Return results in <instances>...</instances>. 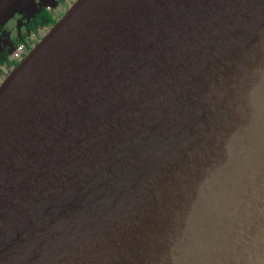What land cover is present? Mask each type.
Wrapping results in <instances>:
<instances>
[{
	"label": "water",
	"instance_id": "obj_1",
	"mask_svg": "<svg viewBox=\"0 0 264 264\" xmlns=\"http://www.w3.org/2000/svg\"><path fill=\"white\" fill-rule=\"evenodd\" d=\"M0 264H264V0H77L0 85Z\"/></svg>",
	"mask_w": 264,
	"mask_h": 264
},
{
	"label": "flooded vegetation",
	"instance_id": "obj_2",
	"mask_svg": "<svg viewBox=\"0 0 264 264\" xmlns=\"http://www.w3.org/2000/svg\"><path fill=\"white\" fill-rule=\"evenodd\" d=\"M77 0H27L0 31V85Z\"/></svg>",
	"mask_w": 264,
	"mask_h": 264
},
{
	"label": "rangeland",
	"instance_id": "obj_3",
	"mask_svg": "<svg viewBox=\"0 0 264 264\" xmlns=\"http://www.w3.org/2000/svg\"><path fill=\"white\" fill-rule=\"evenodd\" d=\"M2 28H3V27H2ZM29 53H30V51H29ZM29 53H28V54H29Z\"/></svg>",
	"mask_w": 264,
	"mask_h": 264
}]
</instances>
